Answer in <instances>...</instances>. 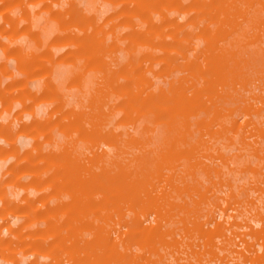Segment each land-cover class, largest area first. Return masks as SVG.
Masks as SVG:
<instances>
[{"label": "rangeland", "instance_id": "rangeland-1", "mask_svg": "<svg viewBox=\"0 0 264 264\" xmlns=\"http://www.w3.org/2000/svg\"><path fill=\"white\" fill-rule=\"evenodd\" d=\"M0 264H264V0H0Z\"/></svg>", "mask_w": 264, "mask_h": 264}]
</instances>
